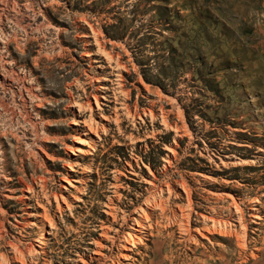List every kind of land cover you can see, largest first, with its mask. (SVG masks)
I'll use <instances>...</instances> for the list:
<instances>
[{"label": "rangeland", "instance_id": "1", "mask_svg": "<svg viewBox=\"0 0 264 264\" xmlns=\"http://www.w3.org/2000/svg\"><path fill=\"white\" fill-rule=\"evenodd\" d=\"M16 1L20 7L26 3ZM42 1L46 4L44 15L38 10L43 11L44 5L31 0L35 13L30 9H24L23 14L11 11L21 26L8 21L3 27L23 36L24 26L29 30L44 23L41 31L32 29L35 38L24 51L10 44L8 59L16 60L19 71L33 69V76L38 78L45 96L38 109L45 123L37 128V136L18 116L11 127L18 135L7 131L1 137L0 167H6L4 173L10 179H0V205L8 217L9 234L23 242L34 240L42 231V239L50 249L48 264L81 263L78 251L84 252V259L89 260L94 248L92 232L100 231L106 196H113L110 183L115 181L114 176L118 178L122 200H133L136 194L142 199L146 194L143 187L147 176L138 168L132 173L125 162L129 159L135 163L133 158L137 155L140 167L144 171L146 166L156 170L159 179L167 177L163 163L174 178L182 174L188 179L196 187L193 197L196 206L212 204L211 200H205L210 196L208 190L220 189L239 197L247 213L252 211L249 206H257L260 217L250 223L244 252L247 262L243 264H264V0ZM80 16L95 23L107 46L114 44L123 54L128 70H121L122 83L128 94L125 98L122 96L125 94L116 92L117 96L139 107L154 104L157 109L162 104L170 108L169 104H176L177 109L169 117L179 125L184 124L186 133L183 128L177 131L182 135L165 129L159 118L151 122L148 115H142L140 120L125 113V108L116 101L120 99H114L112 93L115 85L111 81H116L113 64L99 52L85 53L88 46L94 50L95 46L83 41L82 30L87 25L81 21L74 23ZM57 35L63 54L43 58L39 65H34L32 57L40 46L54 42L57 49ZM97 84L107 85L108 89H97ZM69 92L76 100L90 98L94 119L113 115L117 109L118 120L110 119L103 132L98 129V137L92 134L91 141H77L75 128H83L81 120L88 111L81 117L75 116L78 111L70 103ZM92 93L100 96L98 107ZM0 95L8 103L7 108L16 110L9 92ZM7 117V112L1 114V128L10 129ZM73 118L77 124L72 123ZM33 141L42 142L44 150ZM168 145L175 148V158L165 148ZM79 149L92 153L82 160L78 157ZM166 154L169 164L163 159ZM75 157L77 164L69 169L67 161ZM242 159L246 161L240 163ZM85 162L90 163L92 171L88 172L89 180L81 181ZM37 176L45 178V187L34 184V193L24 191L23 181ZM65 176L68 182L63 181ZM61 184L66 186L62 190L72 207L66 209L58 199L64 207L60 214L49 193L58 190ZM5 187L13 188L15 197H4L2 194L8 192ZM24 192L29 198L22 196ZM255 196L259 202L253 204ZM42 206L53 215L54 235L45 232L49 226L40 227ZM121 207L125 209L122 204ZM28 211L34 214L27 217ZM26 219L35 224L23 230ZM158 219L160 231L142 235V241L126 251L129 256L120 258L124 264H156L154 252L166 256L164 264H187L188 257L194 256L189 249L183 251L177 241L176 226L166 229L162 225L165 220ZM196 239L211 245L198 233ZM219 246L229 258L228 264L240 261L234 238ZM116 251L114 246L113 252ZM36 256L41 263L44 255ZM67 258L76 260L66 262Z\"/></svg>", "mask_w": 264, "mask_h": 264}, {"label": "bare ground", "instance_id": "2", "mask_svg": "<svg viewBox=\"0 0 264 264\" xmlns=\"http://www.w3.org/2000/svg\"><path fill=\"white\" fill-rule=\"evenodd\" d=\"M38 1L39 3H42L44 7L46 6L42 0ZM24 9H30L35 13L31 0H26L23 7H20L16 0H0V92H9L10 95L13 96L12 99H14L13 103L16 108V110L14 107L7 108L6 105H8V103H5L0 95V156L3 154L1 137L6 135L8 132L10 134L12 133L14 136L18 135L17 132H12L11 130L12 122H15L18 116H20L19 119L21 118L23 122L27 123L34 129V133L37 136V128L45 123V120L38 109V106L43 103L45 96L40 88L38 78L33 76L34 70L28 69L26 72L19 71L16 68V60L14 58H11L10 60L8 59L11 55V43H14L19 50L24 51L30 40L35 38L32 33V29L41 31L44 26V23H39L35 27L32 26L29 30L26 29V26H24L23 36H16L13 30H4L3 27H6V22L8 21H14L12 23L17 24V26L19 24L16 15H12L10 12L13 11L15 14H23ZM38 10L43 14V12H46V7L43 11L40 8H38ZM77 21H81L87 25V28L82 30V34L85 37L83 39L85 45L93 44L95 46V50L88 46L85 49V53L89 55L94 52H99L101 53V56H104L105 60L113 64L112 66L116 70V81H111V84L115 85V87H112V93L114 99H120L116 101H118L117 103H119V106L125 108V113L131 117H137L140 120H142V115H148L151 122H157V119L159 118L160 123L165 129L173 130L177 135H182V133L177 131H180L183 128V131L186 133L187 129L184 124L179 125L177 120H172L169 117V113L177 109L176 104H169L170 108H165L164 105L160 104L156 109L154 104L139 107L136 104H129L125 100V98H127L125 96H127L128 91L123 88L121 70L128 69L126 63L123 61V54L117 50L114 44L109 47L107 46V40L103 37L101 29L95 23H92L84 16H80V18L75 20L74 23ZM58 31L56 34H58ZM56 37L58 38V35ZM56 41L58 42L55 44L57 49L54 47V42H50V44L48 43L49 45L40 46L36 50V54L32 57L34 65H39L43 58H52L53 56H60L63 54V45L60 44L59 38L56 39ZM96 66L99 65L97 64ZM92 77L93 76H91V78ZM94 79L98 80L99 78ZM96 88L108 89L107 85L104 84H97ZM116 92L125 94L122 95L125 98L117 96L118 94ZM68 95L69 98H71L70 103L78 111L75 113V116L81 117V114H84V111H88V115L83 117L81 120L84 125L82 126L83 128H75L78 137L77 141L81 139H84L86 142L91 141L92 134L98 137V129L103 132L105 130L104 125H107L110 119L114 121L118 120V114L116 112L117 109L113 111V115L110 114L106 117L103 116L104 119L98 118V120H96L93 118L94 110L92 108V101L90 98L86 97L85 99L76 100L73 96H71L70 92ZM91 95L95 105L98 107L100 96L98 97L97 93H92ZM102 97L105 98L104 95H102ZM173 101H175V99H173ZM3 112H7L8 114L7 126L10 129L5 127L1 128V114ZM73 120L74 121H72V123L77 124L78 121L75 118H73ZM20 134L24 135V133ZM82 136L85 138H82ZM33 143L36 144L42 151L44 150L42 142L33 141ZM29 145L30 144H28V146ZM165 148L171 153V156L174 158L176 157V150L174 147L168 145ZM71 151L72 153H75L73 150ZM79 151L80 154L78 157L82 160L87 159L86 155L92 153L88 149H79ZM167 157L168 155L163 159L169 164L170 159ZM139 159L140 157L136 155V157L133 158L135 163H132L129 159L125 160V162L132 170V173H135V168H138L143 175L147 176L144 178L146 185L143 187L146 192L145 196L140 199V194H136L133 200H129L127 202L122 200L117 189L119 186L117 183L118 178L114 176L115 181L110 183V187H113V196H106L107 201L104 202L105 208L102 210L105 215H102V219L100 220V231L98 233L92 232L95 235L93 239V255H89V260H85L84 252L78 251L80 253L76 252V254L78 255V259H80L81 263L75 264H124L120 258L125 259L129 256V253L126 251L131 248L130 246H134L135 243L141 242L143 239L142 235H153L154 231H160L158 229L160 221L158 219L159 217L165 220V223L162 225L166 229L176 226L178 229L177 232L179 233L177 241L184 247L183 251L189 249L192 253H194V256H190V258L188 257L190 261L187 264H228L229 258L226 253H222L224 250H222L219 245L222 244L223 241L232 242L233 238L235 239L238 247L236 253L240 257V261L235 264H243L247 262L244 252L248 242L247 237L249 235L248 231L250 223L256 222L255 219L260 217L257 206H249L252 211L247 213L243 201H241L239 197L223 191V189L208 190L210 196H206L205 200H211L212 204H209V206H196L193 198L196 187H193L191 182L182 174H179L177 178H174L170 175L171 173H167L166 166L163 163V173H166L167 177L159 179L156 170L146 166L147 171H144L139 165ZM221 161L222 163L224 162L223 160ZM240 161L239 162L242 163V161L246 160L242 159ZM76 164V157L67 161L69 169H72L71 166ZM5 168L6 167L4 166L0 167L1 180L10 179V177L6 176L4 173ZM82 170L83 174L80 178L81 181L89 180L88 172L92 171L90 163H83ZM201 175L203 178H210V176H206L204 174ZM196 180L198 184H203L200 179ZM63 181L68 182L66 176L63 178ZM23 183L25 185L24 191L32 194L35 191L34 184L41 186V188L45 187V178L43 176L31 177L29 181H23ZM5 186L7 185L5 184ZM65 187L66 186L64 184H61L58 190H53L49 193V195L53 197L56 203V208L60 214L64 207L62 208L59 205L58 199H61V201L64 202L66 209L71 210L72 207L65 200L62 190ZM13 192V188H8V192L3 193L2 195L4 197H15L12 194ZM44 194L47 193L44 192ZM22 196L29 198L25 192L22 193ZM75 199H78V197H75ZM251 201L253 204L259 202L258 196H255ZM121 204L125 206V209L121 207ZM28 206L29 205H27V207ZM41 209L42 211L39 213L41 218L38 220L40 227L45 226L46 228V225L49 226V229L45 232L54 235L56 225L53 220V215L50 214L48 209L44 206H42ZM33 214L34 212L28 211L27 217ZM247 216L250 217L248 218ZM7 221L8 217L6 211L0 205V264L50 263L47 257L50 252L49 244L42 239V231L34 240L21 242L22 240H20V238L16 235L9 234V229L6 225ZM33 224H35V222L32 221V219H26L22 229H28ZM251 231H253L252 228ZM196 233L206 238L211 245L208 246L198 242L196 239ZM165 238H169V235H166ZM114 246L117 248L116 252H113ZM38 253L44 255L41 263L37 260L36 255ZM213 253L216 255H213ZM186 254V252H183L185 258H187ZM251 254L254 253L252 252ZM152 256L154 257L153 259L156 264H164L168 260L166 256H162L157 252H154ZM75 260L76 259L73 260V258H67L66 262Z\"/></svg>", "mask_w": 264, "mask_h": 264}]
</instances>
